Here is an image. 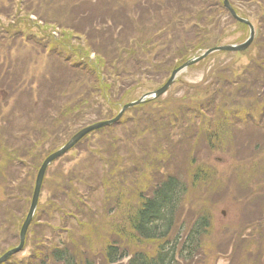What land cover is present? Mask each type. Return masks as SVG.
<instances>
[{
    "label": "rangeland",
    "instance_id": "374dc122",
    "mask_svg": "<svg viewBox=\"0 0 264 264\" xmlns=\"http://www.w3.org/2000/svg\"><path fill=\"white\" fill-rule=\"evenodd\" d=\"M231 1L239 13L245 12L254 18L252 23L259 35L257 42L245 55L220 54L191 67L177 78L158 103L129 110L109 130L103 128L90 134L57 160L46 174L25 249L7 264H57L51 260V252L64 244L68 245L77 264H107L104 251L108 246H115L130 255L156 254L160 243L139 242L132 235L128 221L138 208L140 198L150 196L153 188L168 176L178 177L188 187L178 210L177 229L169 239L172 242L181 235L177 251L196 220L205 216L210 219L208 236L202 239L198 253L191 262L182 259L179 264H264V254L259 252H264V166H258L264 164V53L260 52L264 46V0ZM100 9L96 1L76 10L74 15L78 19L93 16L94 21L77 25L68 23L69 27L74 26L82 32L92 25L107 23L106 16L99 13ZM44 12L42 9L37 17L28 16L30 31L39 27V35H43V29L47 37L50 34L59 39L60 31L50 30ZM10 20H0V43L4 44L0 70L4 65V71L9 72L8 78L1 79L0 76V138L8 142V149L12 150V147L22 146L20 138L26 133L27 138L31 136V142L37 141L34 135L37 127L55 133H51L46 143L32 147L30 158L18 161L15 166L16 195L23 190L30 194L32 189V193L25 203H20L11 219H18L12 235L6 230L0 231V257L9 247L14 249L19 245L37 171L44 160L80 129L100 122V118L106 121L117 115L100 99L94 105L90 100L93 106L83 109L76 124L77 120L68 118L61 122L66 126L59 123L50 127L53 122L50 119L56 121L59 113L54 108L40 106V100L35 101L36 104L32 102L25 90L32 92V86L22 78L18 83L19 75L30 72L32 77L33 51L38 54L41 51L32 42L21 41L5 32L11 24V29L21 28L19 38L24 32V23ZM32 22L38 27H32ZM226 32L231 33L226 44L242 43L249 35L248 28L236 25ZM252 63L254 66L248 73ZM56 66L54 76L66 78V67L58 63ZM241 69L242 73L236 75ZM151 79L144 77L148 83L140 85L147 88L129 100L136 101L148 93V89H154L155 86L149 84ZM137 82L139 84L140 79ZM196 86L204 93L198 95L193 89ZM49 88H44V95ZM61 100L57 106L64 109L65 101ZM202 100L212 103L216 100L217 109L208 126L202 116L190 111ZM226 109L248 110L246 117L257 119L242 123L245 116H241L239 127H235L237 122L228 125L234 130L233 138L227 136L230 137L229 147L224 146L223 139L215 140L217 134L213 129L214 117ZM163 110L164 118L156 119ZM140 118L144 120L136 123ZM238 128H243L241 138L236 134ZM160 131L166 135L159 134ZM9 166L8 159L0 156V170L4 174L0 175V181ZM60 167L64 169L63 181L58 185L55 175L61 174ZM199 167L204 174H200V182L192 185ZM0 221V224L4 223L5 214ZM126 263L127 260L123 262Z\"/></svg>",
    "mask_w": 264,
    "mask_h": 264
},
{
    "label": "trees",
    "instance_id": "16d2710c",
    "mask_svg": "<svg viewBox=\"0 0 264 264\" xmlns=\"http://www.w3.org/2000/svg\"><path fill=\"white\" fill-rule=\"evenodd\" d=\"M96 1L102 8L99 13L106 16L107 23L92 25L82 32L74 26L69 27V24L94 21L93 16H84L82 19H78L74 14L76 10L90 6ZM99 1L0 0V20L5 18L11 21L10 19L13 18L17 24L24 23V32H21L20 38L21 28L11 29L12 24L5 29V32L21 41L32 42V45L41 51L39 54L33 51L35 58L32 59L34 62L32 77H30V72L22 76L19 75L18 83L22 78L23 82L32 86V92L25 89L30 94L26 95L32 102L40 100V106L54 108L59 113L56 121L50 119L53 121L50 124L52 128L59 123L63 124L61 122H65L68 118L77 120L74 123L76 124L83 109L91 108L97 99L108 104L113 110L112 113H118L119 108L125 105V102H132L133 100L129 99H132L138 92L145 91L147 87L140 85L144 82L148 83V81H144V77L152 78L149 84L155 86L154 89L147 91L157 90L177 67L195 55L216 46L240 43L241 41H234V43L226 44L227 38L231 37V33L226 32L228 28L236 25L247 29V26L236 22L230 16L224 7V0H101V3ZM228 1L238 16L252 22L254 18L251 15L245 12L239 13L235 9L237 6L231 0ZM239 1L246 3V0ZM42 9H45L44 15L47 24L51 27L50 30L53 28L60 31L59 39L53 38L50 34L47 37V32L43 29H41L43 35H39L41 32L35 22H32V27L38 28L30 31L28 24L31 22L28 16L32 14L37 17L38 12L41 13ZM116 17L121 19H115ZM108 18L111 19L108 21ZM258 37L256 31V38L252 46L257 42ZM3 46L4 44L0 43V54ZM251 47L243 53L232 54L245 55ZM10 50L11 48H9ZM260 52L264 53V46L263 51ZM220 54L230 53L221 52L207 59ZM92 56L93 59H91ZM40 58H43L42 62H40ZM57 63L66 67L65 69L68 71L66 78L54 76ZM253 66L252 63L248 73ZM4 68V65L1 66V79L8 78L9 75V72L4 71ZM3 73H5L4 76ZM239 73H242V69L236 71V75ZM138 79H140L139 84H137ZM46 86H50V88L47 95H44L43 91ZM200 86L193 88L199 93L198 95L204 93ZM61 99L65 101L64 109L57 106L62 101ZM90 100L93 101V105L90 104ZM154 103H158V100L150 101L133 109L139 110ZM5 105L7 106V103ZM198 105L190 111L202 116L208 126L210 117L217 109L216 100H213V103L202 100ZM229 110L226 109L217 116L214 115L213 119L215 125L213 129L217 134L215 140L223 139L226 147L230 146V137L233 138L234 132L228 125L237 122L235 127H239L241 116H245L242 118V123L248 122V119L257 120L246 117L248 110ZM164 111L156 119L162 120ZM233 117L239 119L236 121ZM143 120L144 118H140L135 122L139 124ZM98 121H102V119L100 118ZM63 125L66 126V124ZM242 130L243 128H238V133H236L239 138L242 137ZM47 132L50 134L48 135ZM51 133L55 132L37 127L34 133L37 141L32 140L31 142V136L27 138L28 134L26 133L20 138L22 146L12 147V150L8 149L9 143H5L0 138V156L8 159L10 163L5 176L0 181V217L5 214V221L0 224V231L6 230L12 235L18 219L15 221H11V219L15 217L14 213L21 206L20 203H25L32 193L31 189L30 194L23 190L16 195L15 186L17 183H13V171L17 162L30 158L32 147L36 144L46 143ZM159 134L166 135L161 131ZM16 154L18 155L16 156ZM258 166L261 168L264 164ZM58 170L61 174L55 175V178L59 185L63 181L64 169L60 167ZM195 173L192 185L200 182V174H204L200 167ZM0 175H4L2 170H0ZM187 189L188 187L178 177L168 176L153 188L150 196L140 198L138 208L128 221L132 235L136 239L138 238L139 242L155 241L160 243L156 254L135 253L130 255L115 246H108L104 251L107 264H123L125 260H127L126 264H179L182 259H189L188 263L191 262L201 248L202 239L208 236L210 219L205 216L196 220L191 229L187 231L185 241L177 251L181 235L172 242L169 239L177 229V214ZM67 246L64 244V246L54 249L51 252V260L57 264H77ZM10 249L12 247L6 250ZM259 252L264 254L262 250Z\"/></svg>",
    "mask_w": 264,
    "mask_h": 264
},
{
    "label": "water",
    "instance_id": "95a60500",
    "mask_svg": "<svg viewBox=\"0 0 264 264\" xmlns=\"http://www.w3.org/2000/svg\"><path fill=\"white\" fill-rule=\"evenodd\" d=\"M224 7L225 9L229 12L231 17L238 23L243 24L248 27L249 29V36L247 40L238 45H224V46H216L211 49H208L201 53L200 55H196L193 58L189 59L187 62H185L182 66L176 68L168 81L157 91L149 93L144 95L142 98H140L136 102H132L130 104H127L121 108V111L119 114L112 120L105 121V122H100L91 126H88L81 131H79L77 134H75L69 142H67L64 146H62L60 149H58L56 152L52 153L50 156H48L43 164L40 167V170L37 174L36 182H35V188L33 192V197L30 205V209L28 212V215L22 225V228L20 230V235H19V245L6 252L4 255L0 257V264H3L7 262L9 259H11L14 255L18 254L20 251L24 249L25 242H26V237L28 230L30 228V225L34 219L38 203H39V198L41 195L42 191V186L43 182L47 173L48 168L58 159L66 155L69 151H71L82 139H84L86 136L89 134L99 131L103 128L110 127L114 124H116L124 115L125 112L128 110L139 106L141 104H144L150 100L158 99L162 96H164L170 88L173 86L175 83L176 79L182 75L185 71H187L190 67L199 64L200 62L204 61L207 59L209 56L214 55L216 53H221V52H230V53H242L245 52L250 48V46L253 44L254 39H255V28L252 25V23L249 20L243 19L238 14L235 12V10L232 8L228 0H224Z\"/></svg>",
    "mask_w": 264,
    "mask_h": 264
}]
</instances>
